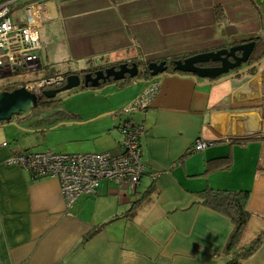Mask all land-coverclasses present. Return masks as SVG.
I'll return each mask as SVG.
<instances>
[{
  "label": "crops",
  "instance_id": "obj_1",
  "mask_svg": "<svg viewBox=\"0 0 264 264\" xmlns=\"http://www.w3.org/2000/svg\"><path fill=\"white\" fill-rule=\"evenodd\" d=\"M26 1L18 5L22 21ZM45 3L38 76L93 72L134 59L171 66L175 59L248 40L264 47V12L255 0ZM233 72L210 81L168 71L123 85L82 87L119 89L112 99L87 103L90 113L63 109L69 124L99 122L94 130L100 138L82 151L118 154L120 125L141 123L149 131L141 139L145 172L133 190L101 180L95 195L78 197L69 209L56 178H35L7 162L32 150L31 144L7 141L9 132L0 130V264H224L233 223L198 202L196 192L207 187L249 191L250 215L238 246L258 234L261 242L240 264H264V61L254 73ZM138 81L144 83L130 92ZM151 82L159 88L144 111L115 114ZM241 138L252 139L233 142ZM198 139L212 144L194 151ZM227 155L229 165L221 160ZM151 184L156 193L132 207Z\"/></svg>",
  "mask_w": 264,
  "mask_h": 264
},
{
  "label": "built area",
  "instance_id": "obj_2",
  "mask_svg": "<svg viewBox=\"0 0 264 264\" xmlns=\"http://www.w3.org/2000/svg\"><path fill=\"white\" fill-rule=\"evenodd\" d=\"M46 0H29L22 5L24 21L18 5L22 0H0V78L21 74H35L42 67L43 45L39 29L45 21ZM66 76H34L30 79L0 84V93L25 88L36 96L65 82ZM158 83L151 82L125 108L126 111H144L158 91ZM120 152L58 153L52 150H23L12 154L8 163L18 164L33 177H51L59 181L65 206L69 209L80 196L97 193L101 180L125 184L132 190L145 172L142 161L141 139L149 131L141 123H122ZM212 142L196 140L194 151H201ZM3 142L2 146H7ZM157 177V175H156Z\"/></svg>",
  "mask_w": 264,
  "mask_h": 264
},
{
  "label": "water",
  "instance_id": "obj_3",
  "mask_svg": "<svg viewBox=\"0 0 264 264\" xmlns=\"http://www.w3.org/2000/svg\"><path fill=\"white\" fill-rule=\"evenodd\" d=\"M255 2L263 9L264 0H255ZM255 42H242L220 49L201 52L190 55L182 59H175L171 61L173 71L188 74L192 79H216L222 75L228 74L229 71L236 67H240L246 63ZM205 66H202L204 65ZM211 64V65H207ZM151 78L162 77L168 74V65L165 60L150 61L146 65ZM141 71L138 68L137 62H133L130 66L127 63L118 65L116 69L114 66L106 67L97 70L93 73H86L83 80L80 79L77 73L68 74L65 78V83L59 88L47 89L42 92V95L52 98L57 93L63 90L82 87H97L102 82L106 81H121L126 77L138 78ZM41 96H36L25 88H16L12 91H3L0 93V123H13L12 116L19 115L21 112L30 111L36 101ZM126 111V110H125Z\"/></svg>",
  "mask_w": 264,
  "mask_h": 264
},
{
  "label": "rangeland",
  "instance_id": "obj_4",
  "mask_svg": "<svg viewBox=\"0 0 264 264\" xmlns=\"http://www.w3.org/2000/svg\"><path fill=\"white\" fill-rule=\"evenodd\" d=\"M172 68V67H170ZM37 74H21L18 76H12L10 78H0V84H7L9 82L21 81V79H30L31 77L39 75ZM144 81H138L134 83L135 87H130V92H134L140 84ZM116 86H106L102 89L99 88H85L80 86L71 88L68 90L60 91L56 94L58 99H61V105L52 111L44 112L38 116L28 115L27 112H21L16 117V124H8L0 127V130H7L8 136L5 140L19 143L22 147L27 144H31L30 149L33 151H44L47 149L58 153H72V152H86L82 151L83 146L90 145L94 141L98 140L99 132L94 130V127L99 124L85 123L72 125L69 124L70 120H66L65 112L63 109L74 110L78 109L81 113H90L89 102L99 101V99H112L117 95L119 89ZM129 92V93H130ZM127 97H123L124 101ZM128 102L124 104L121 111L116 112V115H130L133 112L125 111ZM138 113V111H134ZM93 152V151H91Z\"/></svg>",
  "mask_w": 264,
  "mask_h": 264
},
{
  "label": "trees",
  "instance_id": "obj_5",
  "mask_svg": "<svg viewBox=\"0 0 264 264\" xmlns=\"http://www.w3.org/2000/svg\"><path fill=\"white\" fill-rule=\"evenodd\" d=\"M216 16L217 18H222L224 16L221 9H216ZM251 40H248L249 42ZM136 59H134L132 62H134ZM264 61V47L259 46L258 43L255 42L253 50L247 60L244 70H238L239 67L234 68L231 71H234V75H240L243 73H254L256 70V66L258 64ZM137 63L141 64V75L138 78H129L126 77L124 80L121 81H114L111 80L110 82L123 85L126 83H130L132 81H136L137 79H150L149 71L146 69V65L150 61H136ZM172 67V64H171ZM169 71L172 73L177 74H185L181 72H175L172 68H169ZM230 72V71H229ZM55 74H63L64 76H67L69 72H63V73H57L48 71L43 76H50ZM188 75V74H187ZM217 79V78H216ZM207 80H213V79H207ZM65 83V82H64ZM62 83V86L64 85ZM105 84L102 82L99 86H102ZM61 85V84H60ZM61 105V99H58L56 95L52 98L46 97L44 95H41V97L36 101V104L34 107L27 112L28 115H35L38 116L44 112L52 111L55 108L59 107ZM63 112V110H62ZM2 122L0 123L1 126ZM248 139L252 138H241V139H235L233 142L235 143H242L245 142ZM221 160L225 161L228 164V161L230 160V156H224L221 158ZM156 193V190L151 184L149 188L142 194L141 198L134 201L132 203V207L138 205L139 203H142L143 201H148V199L152 196V194ZM198 202L202 205L209 207L213 210H216L225 216H227L231 222L233 223V230L231 234L229 235L226 244L224 246V252L229 254V259L224 264H240L245 258L250 256L260 245L261 242V235L258 234L255 238H253L249 243L238 246V242L240 239V236L243 232V229L248 221L250 212L247 209V200L249 196L248 190H229V189H214V188H205L203 190H200L196 192ZM97 229L93 230L88 234V237L92 235Z\"/></svg>",
  "mask_w": 264,
  "mask_h": 264
},
{
  "label": "flooded vegetation",
  "instance_id": "obj_6",
  "mask_svg": "<svg viewBox=\"0 0 264 264\" xmlns=\"http://www.w3.org/2000/svg\"><path fill=\"white\" fill-rule=\"evenodd\" d=\"M134 62H136V61H134ZM131 63H133L132 61L131 62H128L127 64L130 66V64ZM138 64V68H139V70L141 71V69H142V66H141V64H139V63H137ZM168 65V64H167ZM207 65H211V64H207ZM202 66H205V64L204 65H202ZM116 69L118 68V66H114ZM171 66H169L168 65V69H167V71H169V68H170ZM172 68H173V66H172ZM95 71H93V72H87V73H91L92 74V76H93V73H94ZM86 74V72H80V73H78V75H79V77H80V79L81 80H83V77H84V75ZM62 86V84L61 85H58V86H56V87H54V88H59V87H61Z\"/></svg>",
  "mask_w": 264,
  "mask_h": 264
}]
</instances>
